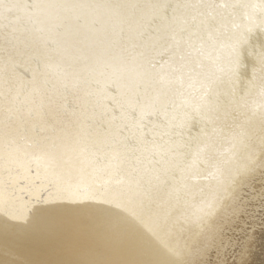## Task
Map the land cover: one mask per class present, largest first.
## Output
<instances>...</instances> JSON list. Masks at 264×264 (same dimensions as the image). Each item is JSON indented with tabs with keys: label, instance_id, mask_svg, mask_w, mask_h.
Listing matches in <instances>:
<instances>
[{
	"label": "rangeland",
	"instance_id": "rangeland-1",
	"mask_svg": "<svg viewBox=\"0 0 264 264\" xmlns=\"http://www.w3.org/2000/svg\"><path fill=\"white\" fill-rule=\"evenodd\" d=\"M163 1L169 7L168 19L161 28L154 23L147 28L158 31V43L138 45L135 51L128 46L111 51L114 61L129 62L136 55L138 65L145 69L134 82L129 79L134 65L126 66V78L130 77L120 97L103 104L105 119L91 122L84 131V119L62 120L69 116L35 104L26 107H32L31 113L16 114L12 122L0 116V124L7 128L0 131V264H66L76 254L75 264H92L94 252H120L137 238L146 239L151 247L155 243L150 233L158 228V220L154 224L151 219L162 210L171 213L182 203L193 204L189 194L208 179L219 188L226 184L232 189L228 195L224 192L227 198L215 218L212 213L207 216L212 218L206 219L210 227L191 242L193 256L186 264H245L251 257L253 264H263L264 0ZM75 8L80 10L78 15L68 10L57 25L38 21V25L43 22V31L35 33L37 41L20 45L22 57L13 60L26 68L39 59L44 51L39 52L40 39L42 48L52 41L58 47L67 45L71 34L88 20L82 6ZM56 27H64L65 34L58 35ZM182 35L184 40L177 39ZM162 50L170 51L169 62H155L156 68L148 65ZM9 66H0V77L4 75L5 80L14 68ZM133 84L137 90H132ZM71 105L65 102L58 108ZM46 119L52 127L39 128ZM116 142L121 148H115ZM33 166L51 172L40 175L37 171L35 181H30L23 170ZM199 170L203 173L197 178ZM197 207H190L192 215L197 214ZM171 222L169 218L166 223L169 230ZM251 223L258 226L255 243L231 259L233 248L246 246L239 235Z\"/></svg>",
	"mask_w": 264,
	"mask_h": 264
},
{
	"label": "bare ground",
	"instance_id": "bare-ground-1",
	"mask_svg": "<svg viewBox=\"0 0 264 264\" xmlns=\"http://www.w3.org/2000/svg\"><path fill=\"white\" fill-rule=\"evenodd\" d=\"M9 1L10 0H0V4L1 3L9 4L3 6L0 5V19H1L0 36H2L0 37V55L3 58L0 60L1 61L0 66L4 67V66L13 65L14 71L12 70L11 72H9L7 80H5L4 75H3L4 78L2 76L0 77V116H4L5 122L6 121L12 122L15 120L16 114L21 113V116L24 115L25 117L26 114L31 113L32 107L29 108L26 107H28V105L33 106L35 104V106L33 107H38L41 108L42 110L52 108L55 111V113L69 116V117L67 116L62 117L61 118L62 120H65V118H68V120H70L71 116L74 118H79L80 120L84 119L83 123H81L84 131L86 127L88 128L90 126L91 122L93 123L95 122V120H101L102 118L103 119L106 118L104 114L105 110L103 109V104L107 103L112 97H116V96L120 97V95L124 92V84H125L124 81H126V79L129 78L131 75L133 76H131L129 79H131L132 81L134 80V82L137 81L138 80L137 78L139 77V75H141L140 72H142L145 69V66H143L142 68V66L138 65L141 62L137 59L136 55L134 57L132 56L133 59H131L129 62H127V60L126 62H124V60L120 58L118 59L115 58L114 61L113 59H111L112 57L111 51L120 49L119 48L120 46L121 48L128 46L131 49L130 51H135L136 48L139 47L138 45L141 44L145 45L152 43L155 44L157 42L156 37H158L159 33L156 30L152 32L149 31L147 29L148 25L154 23L157 26V28H161L163 22L166 21L170 15V11L166 12L168 11L169 7L167 8L166 3L163 0H38L39 4L37 0H11V3L14 1V4L12 3L13 6L10 5L11 3H9ZM163 4L165 6L164 8H163ZM28 6H32V7H28ZM77 6L83 7L82 11L84 12V14H88V20L85 22V25H83L81 28L79 27L80 29H77L75 33L73 32L71 34L73 35L72 37L70 35H67L71 37L67 45H60L58 47L56 43L57 41H52V43H50L51 44L50 46H48L47 48H42L43 43L40 42L41 41L40 39L38 40L39 42H37V46L39 47L40 50L39 52H41L42 49L44 51L42 52V54L40 53V58L38 57L39 59H35V61L33 62L29 61L30 64L27 65L26 68L22 66L20 63H16V61L13 60V59L18 60L19 57H22L19 53L21 50V49L19 50L20 45H24V43L26 44L27 42L31 43L33 41L35 43V41H37L38 37L36 36L35 33L38 34L39 32L41 34L43 28L40 27V25L43 22L57 25L58 20L62 18V13L64 14L65 12H68V10L69 11L73 10L72 13L78 15V11L80 10H77L76 8L74 10V7ZM39 7L44 9L45 15L44 14L43 16L41 15L40 13L41 9ZM30 8H32V10ZM58 11L60 12V14ZM54 12L57 13V15L52 16ZM41 20H43V22L41 23L39 22L38 25L37 22ZM204 26L205 25H202V29L205 33L207 32L206 31L207 28L205 26L206 28L205 29ZM176 27L178 28V26ZM193 28L194 27L192 26L189 29H193ZM55 30L58 32V35L65 34L64 27L63 30L62 28L60 29V27H56ZM177 30H179V28ZM189 35H192V31L190 32ZM39 36L41 38V35ZM58 37L60 38V36ZM62 37L65 36L63 35ZM185 37H183L182 35L177 39L184 40ZM46 39H48V37H46L45 40ZM64 43L66 42L64 41ZM171 47L172 45L167 46L166 48L170 49ZM57 50L59 51L54 53ZM169 52L164 50L157 52L154 56V60L152 62H149L148 65L154 67L155 64L158 62L160 63L164 62L165 63L164 65H166L169 62V59L171 58V54ZM167 53H169L170 55H167ZM36 55H38V53ZM29 58L31 57L29 56ZM29 58L24 56V59H29ZM127 65L128 66L134 65V66L131 67L132 70H130L129 73L130 76L128 75V77L126 78L125 69ZM15 68H17L16 72H15ZM105 71L106 73H104ZM134 72H137V74L136 73L134 74ZM132 83L133 82L131 83L129 82L130 86ZM134 88L136 89V87L133 84V88H132L133 91L135 90ZM78 92H80L79 95L77 94ZM65 102H68L69 104L71 103L72 105L69 107L65 106L58 108L59 105ZM151 102H153V100ZM95 103H97V105H94ZM7 108L10 110L9 112L7 111ZM86 113H90L91 115V117L88 120H86L87 116L85 117ZM39 115H42L41 112L39 113ZM20 120L21 119L19 118L16 121V123L18 121L20 122ZM0 122H3V119L0 118ZM48 122H49L48 119H46V121L40 123L42 124V126H40L39 128H43V127L51 128L52 125L51 124L49 125L50 122L49 123ZM111 123L112 121L110 122V125ZM6 129L7 128L4 127L3 124H0V131H5ZM71 137L72 136H70V138ZM81 137L84 138L87 136L83 135ZM115 146H116L115 148L118 149L121 148V145H119L117 142ZM193 162L194 161H192V163ZM58 164H60V162H58ZM49 170H44V169L34 170V166H33L32 168L28 167L27 170H23V171L25 177H28V179H30L31 181V179L34 180L33 173H37L38 171L39 173L41 172L40 175H44V174H48L47 171L51 172L50 168ZM197 172H198L197 178L198 176L201 177L202 174L200 173L203 172H201L200 170ZM53 173L54 172H52V174ZM57 173L59 172L57 171ZM64 173L67 175L68 172L67 173L64 172ZM6 177L9 178L8 176ZM25 177L23 176V178ZM52 178L54 179L55 177ZM207 181L208 182L200 184L202 188H199L197 190L193 189V191H191V193L189 194V196L191 195L192 199L188 201H190L193 204H191L190 202L189 203L191 205H188L187 203L186 204L182 203V205H179L178 208H174L173 212L171 213L162 210L161 213L155 216L157 217V219L155 217L154 219L153 218L151 219L150 222L154 224L158 220L156 223L158 224V228H152L154 232L150 233L151 236L150 241L152 243H155L153 244V246L150 247L149 245H146L145 244L146 239L143 240H140L138 238L131 239L130 242L127 243V247L122 248L120 252L114 251L111 252L110 254H103L100 253V251L94 252L95 259L93 260L94 262H92V264H186V262L189 261L193 256L190 254V252L192 251L191 242H195L196 239L203 234L204 230L210 227L207 226L206 222L208 220L206 219L209 218L211 220L212 218L211 216L207 218V216L210 213H212L211 214L212 217L215 218L216 214L219 212L220 208L222 207V205L224 204L227 198L224 197V192H226V195H228L227 192L228 191L230 192V190L232 189L230 188V186L228 187V185L226 184H223L222 186H220L221 188H219L217 182L211 183L209 179ZM197 200L201 202L197 203L196 202ZM197 206H199V209ZM190 207H197L198 209L197 214L192 215V212H190L191 211ZM173 214H175L176 217H171L173 216ZM169 218H171V221L173 222V223L171 222L172 229L170 230L168 228L169 226L166 224ZM256 227H258L257 223H251L249 229H245L244 231L241 230L240 232L241 234L239 235V237L241 238L242 241L244 239L247 244L246 246L243 245L241 248H239L238 246L235 247L234 245L235 248H233L232 250L231 259L236 257L237 255L236 253L239 250L241 251L245 247L251 248L253 242L255 243L254 238L255 236H257L256 234L257 232L255 231ZM164 231H166L167 233L164 234L163 233ZM212 238L214 239V237ZM135 240L136 241L138 240V243L132 244V242H134ZM87 243L88 242H85V245H87ZM100 254L101 255L103 254V256L101 258H98ZM241 256H243V254ZM77 257L78 254H76L75 259H73L71 262L68 261V263L70 262L71 264H75L76 263L75 260ZM67 258L69 260V257ZM115 258L117 261H114ZM228 259L230 261V258ZM254 261H255L254 257H251L247 261H245V264H253ZM233 263H234L233 261H230L228 264H233Z\"/></svg>",
	"mask_w": 264,
	"mask_h": 264
}]
</instances>
